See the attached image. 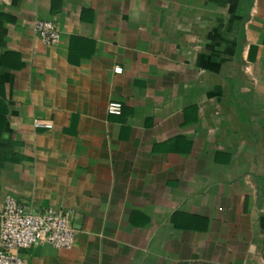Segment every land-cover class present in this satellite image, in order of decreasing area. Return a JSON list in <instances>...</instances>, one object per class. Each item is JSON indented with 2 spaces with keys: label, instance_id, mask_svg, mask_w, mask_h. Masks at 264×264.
Returning a JSON list of instances; mask_svg holds the SVG:
<instances>
[{
  "label": "crops",
  "instance_id": "0c3cea01",
  "mask_svg": "<svg viewBox=\"0 0 264 264\" xmlns=\"http://www.w3.org/2000/svg\"><path fill=\"white\" fill-rule=\"evenodd\" d=\"M9 194L77 231L26 264H264V0H0Z\"/></svg>",
  "mask_w": 264,
  "mask_h": 264
},
{
  "label": "built area",
  "instance_id": "2783aa9c",
  "mask_svg": "<svg viewBox=\"0 0 264 264\" xmlns=\"http://www.w3.org/2000/svg\"><path fill=\"white\" fill-rule=\"evenodd\" d=\"M32 30L44 45L60 44V32L51 21H35ZM115 72L121 73L122 69L116 68ZM108 111L120 115L121 106L110 104ZM35 127L53 128L38 121ZM76 235L68 212L54 208L40 211L19 202L13 195L4 197L0 210V264H26L22 252L44 246L70 251L74 248Z\"/></svg>",
  "mask_w": 264,
  "mask_h": 264
}]
</instances>
